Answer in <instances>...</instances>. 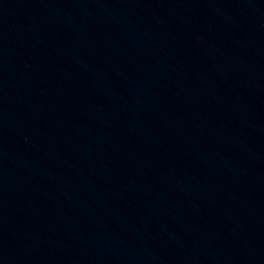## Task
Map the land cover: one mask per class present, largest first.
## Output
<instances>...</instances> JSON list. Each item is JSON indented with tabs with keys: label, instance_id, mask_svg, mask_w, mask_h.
<instances>
[{
	"label": "water",
	"instance_id": "water-1",
	"mask_svg": "<svg viewBox=\"0 0 264 264\" xmlns=\"http://www.w3.org/2000/svg\"><path fill=\"white\" fill-rule=\"evenodd\" d=\"M0 264H264V0H0Z\"/></svg>",
	"mask_w": 264,
	"mask_h": 264
}]
</instances>
